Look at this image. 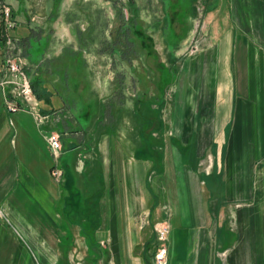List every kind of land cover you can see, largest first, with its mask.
<instances>
[{"label": "crops", "instance_id": "0c3cea01", "mask_svg": "<svg viewBox=\"0 0 264 264\" xmlns=\"http://www.w3.org/2000/svg\"><path fill=\"white\" fill-rule=\"evenodd\" d=\"M208 14L211 50L198 63L210 69L183 75L177 134L165 121L164 134L144 138L124 119L101 130L95 151L62 129L71 148L59 182L45 137L57 118L39 126L11 113L0 91L3 264H26V249L5 245L12 230L35 241L34 264H155L160 223L168 264H264V0H213Z\"/></svg>", "mask_w": 264, "mask_h": 264}, {"label": "rangeland", "instance_id": "374dc122", "mask_svg": "<svg viewBox=\"0 0 264 264\" xmlns=\"http://www.w3.org/2000/svg\"><path fill=\"white\" fill-rule=\"evenodd\" d=\"M212 2L0 0V75L5 73V60L20 61L31 84L36 85L33 93L38 106L19 111L31 113L39 126L52 116L57 118L60 130L45 135L55 181L63 179L60 162L71 148L63 147L62 129L69 132L71 136L65 138H73L74 146L82 145L85 138L89 143L101 130L132 118L139 122L144 138L164 134L165 121L167 136L177 134L171 126L181 87L189 82L181 80L183 75L210 69V65L198 63V57L211 50L208 12ZM6 96L14 100L9 88ZM53 137L62 144L58 153L49 141ZM94 142L91 148L97 151L100 146ZM156 145L159 148L160 143ZM106 148L104 142L101 149ZM78 153L75 167L82 169L83 156L90 153L87 146ZM88 171L89 166L84 165L83 172ZM85 227L91 228L89 224ZM155 233L156 252V229ZM5 245L26 249V264H34V240L12 230Z\"/></svg>", "mask_w": 264, "mask_h": 264}, {"label": "built area", "instance_id": "2783aa9c", "mask_svg": "<svg viewBox=\"0 0 264 264\" xmlns=\"http://www.w3.org/2000/svg\"><path fill=\"white\" fill-rule=\"evenodd\" d=\"M5 73L0 75V90L3 91L5 95V101L7 109L15 113L21 109L29 107L31 109H36L38 102L33 93V87L31 81L28 79L24 66L20 61L8 58L5 60ZM7 88L11 93L14 100L9 99L6 96ZM52 148L58 153L62 149V144L58 137H53L50 140ZM63 176V171L60 170ZM156 231L158 233V247L155 252V264H168V236L169 227L165 224L156 225Z\"/></svg>", "mask_w": 264, "mask_h": 264}, {"label": "trees", "instance_id": "16d2710c", "mask_svg": "<svg viewBox=\"0 0 264 264\" xmlns=\"http://www.w3.org/2000/svg\"><path fill=\"white\" fill-rule=\"evenodd\" d=\"M116 44V43H115ZM114 44V45H115ZM113 46V45H112ZM113 51H114V49H113ZM32 86H33V89L35 90V92H37V88H36V85H35V83H32ZM167 86V85H166Z\"/></svg>", "mask_w": 264, "mask_h": 264}]
</instances>
